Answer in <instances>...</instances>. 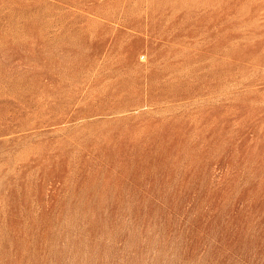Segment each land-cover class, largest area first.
Returning <instances> with one entry per match:
<instances>
[{
  "label": "rangeland",
  "instance_id": "obj_1",
  "mask_svg": "<svg viewBox=\"0 0 264 264\" xmlns=\"http://www.w3.org/2000/svg\"><path fill=\"white\" fill-rule=\"evenodd\" d=\"M0 264H264V0H0Z\"/></svg>",
  "mask_w": 264,
  "mask_h": 264
}]
</instances>
